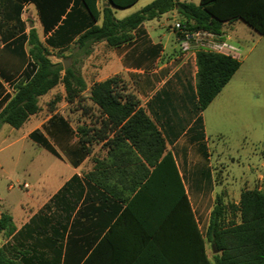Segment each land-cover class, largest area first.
<instances>
[{"label": "crops", "instance_id": "obj_1", "mask_svg": "<svg viewBox=\"0 0 264 264\" xmlns=\"http://www.w3.org/2000/svg\"><path fill=\"white\" fill-rule=\"evenodd\" d=\"M144 3L137 0L125 8H141ZM105 6L111 10L114 7L108 0H97L99 10ZM72 9L79 10L87 21L78 5L71 7L70 3L66 12ZM17 15L19 23L15 21ZM177 21L180 17L176 10L167 11L143 21L133 30L129 42L110 47L98 41L88 55H83L74 44L76 35L70 25L64 32L65 40L61 34L56 35V25L44 32L34 3L21 1L20 9L0 6V110L30 69L27 38L19 40L30 28L43 43L47 37L53 38L55 46H48L51 51L64 48L74 59L77 56V68L85 83L80 98L73 101L65 99L64 87L58 83L38 97V110L20 127L0 124V191L6 190L0 194V215L9 214L16 230L38 214L49 217L52 225L66 221L61 263L72 264L78 255H82V261L95 245L99 246L98 264L113 263L109 258L114 255H125L122 262L126 263L143 246L132 216L121 217L111 227L125 206L122 198L131 197L138 180L145 179L152 169L148 159L156 151L145 133L137 134L135 129L121 132L119 125L113 127L106 121V115L89 99L95 82L119 75L126 90L137 97L164 140L163 153L170 152L174 159L200 231L207 227L217 194L224 202L236 205L243 189L261 188L257 186L263 178L259 172L255 178L245 179L242 188H229L218 174L220 170L209 162L204 111L239 68L205 109L195 108L196 52L211 50L238 59V47L231 43L229 34L234 21L223 24L220 36L202 31L183 34L174 28ZM79 126L83 133L78 132ZM31 133L42 138L54 153L32 139ZM128 135L133 140L136 136L144 139L136 145ZM21 177L30 182H22L24 191H13L14 182L20 183ZM0 237V246L10 238Z\"/></svg>", "mask_w": 264, "mask_h": 264}, {"label": "trees", "instance_id": "obj_2", "mask_svg": "<svg viewBox=\"0 0 264 264\" xmlns=\"http://www.w3.org/2000/svg\"><path fill=\"white\" fill-rule=\"evenodd\" d=\"M3 1L0 0V6H17V9L21 8V1L34 3L44 32L56 25L55 33L61 34L63 40L67 25H70L71 33L76 35L74 44L83 55H88L92 44L98 41H104L110 47L129 42L134 37L133 30L143 21L173 9L180 17V28L189 34L202 31L220 36L224 23L238 19L264 34V0H199L197 4L152 0L121 19L115 18L108 6L99 10L97 0ZM136 1L108 0L118 8L128 7ZM70 3L71 7L78 5L86 13L87 21L79 10L66 12ZM73 19L75 23L70 24ZM15 21L20 22L18 15ZM26 38L27 53L32 61L30 69L15 84L14 94L0 110V124L14 128L20 127L38 110V97L56 84L63 85L67 101L80 98L85 88L75 62L63 68L61 62L51 60L48 46H55L53 38L47 37L43 43L33 28L28 30L27 36H19L20 41ZM54 51L62 53L64 48ZM195 63V108L203 110L239 68L240 61L229 54L198 50ZM89 99L106 115L111 126L119 125L121 132L135 129L137 134L145 133L147 142L156 151V155L148 159L152 169L147 171L143 181L138 180L135 185L138 188L131 197L122 198L125 206L111 227L113 229L121 217L132 216L133 228L143 246L130 255L129 262H122L125 255L110 257L114 264H264V186L243 189L236 205L224 202L222 195L217 194L207 227L202 232L192 214L174 159L170 152L163 153L164 140L160 132L139 106L137 97L126 90L121 77L114 75L93 83ZM78 132L83 133V127L79 126ZM128 136L133 144L144 139L136 136L138 139L133 140L131 135ZM30 137L54 153L42 138L33 133ZM66 224V221H55L52 225L49 217L38 214L16 230L11 216L2 213L0 235L10 238L0 246V264H67L64 260L60 262ZM206 243H213L217 249L211 258L206 254ZM97 247L95 245L82 261V255L76 256L72 264H98Z\"/></svg>", "mask_w": 264, "mask_h": 264}, {"label": "rangeland", "instance_id": "obj_3", "mask_svg": "<svg viewBox=\"0 0 264 264\" xmlns=\"http://www.w3.org/2000/svg\"><path fill=\"white\" fill-rule=\"evenodd\" d=\"M152 0H141L147 4ZM198 3L199 0H189ZM140 7H113L115 18L121 19ZM231 43L238 47L240 67L222 92L204 111L207 129V144L210 149L209 162L217 168L218 174L229 188L238 190L247 178H255L259 172L263 178L257 186L264 185V34L247 26L242 20L232 24ZM174 34L171 36L174 39ZM52 61L76 59L71 53L51 51ZM76 105V104H74ZM7 127V125H5ZM9 127V126H8ZM218 177V176H217ZM30 179L21 177L14 182L13 191H24L22 182ZM6 190L0 191L3 195ZM3 238L0 237V243ZM206 254H213L206 243Z\"/></svg>", "mask_w": 264, "mask_h": 264}, {"label": "water", "instance_id": "obj_4", "mask_svg": "<svg viewBox=\"0 0 264 264\" xmlns=\"http://www.w3.org/2000/svg\"><path fill=\"white\" fill-rule=\"evenodd\" d=\"M62 65H63V68H67L68 67V61H63ZM210 246H211V250L213 253L217 252V249L215 248L213 243H211Z\"/></svg>", "mask_w": 264, "mask_h": 264}, {"label": "built area", "instance_id": "obj_5", "mask_svg": "<svg viewBox=\"0 0 264 264\" xmlns=\"http://www.w3.org/2000/svg\"><path fill=\"white\" fill-rule=\"evenodd\" d=\"M174 28L175 29H178L179 31H181V33H183V34H186V32L185 31H183L181 28H180V22H175L174 23ZM26 185V184H25Z\"/></svg>", "mask_w": 264, "mask_h": 264}]
</instances>
